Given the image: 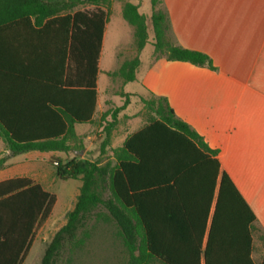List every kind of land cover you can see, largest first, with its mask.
I'll return each mask as SVG.
<instances>
[{"label":"trees","instance_id":"1","mask_svg":"<svg viewBox=\"0 0 264 264\" xmlns=\"http://www.w3.org/2000/svg\"><path fill=\"white\" fill-rule=\"evenodd\" d=\"M112 1L0 0V26L25 20L30 24V18L35 26L43 23L54 52L53 73L27 80L43 88L31 104H0V137L8 150L0 157V169L6 157L29 150H83L74 124L92 121L98 58ZM117 1L122 18L132 26L135 54L108 75L126 83L135 79L139 52L148 40L147 17L132 0ZM149 1L153 55L213 68L207 54L167 38L169 20L159 8L162 0ZM85 4L92 7L78 8ZM150 95L142 99L152 117L111 149V159L101 163L73 156L56 165L60 179L79 178L81 185L39 264H72L69 253L89 237L92 218L114 223L129 264H254L255 215L220 169L217 150L175 115L165 97ZM114 125L112 118L104 126L100 151L109 144ZM54 199L28 176L0 180V264L21 263Z\"/></svg>","mask_w":264,"mask_h":264},{"label":"crops","instance_id":"2","mask_svg":"<svg viewBox=\"0 0 264 264\" xmlns=\"http://www.w3.org/2000/svg\"><path fill=\"white\" fill-rule=\"evenodd\" d=\"M132 2L137 4L135 0ZM117 3L121 11V4ZM159 8L168 16L167 38L175 45L207 54L213 68L170 60L164 54L155 56L153 49L142 60L140 51L134 79L138 85L136 92L165 97L175 115L217 150L220 169L229 175L255 215L251 226V258L254 264H260L264 259V0H162ZM111 12L104 24L98 71ZM141 13L149 17L151 11ZM29 21L30 24L25 20L0 26V104L28 106L43 88L30 86L27 80L43 79L44 73L54 71L49 34L43 32V23L35 26L31 18ZM120 48L116 50L115 65L105 69L107 75L125 58L119 53ZM100 94L96 78L92 121L74 124L83 150L70 158L99 159L103 163L111 159L113 147L121 145L130 133L141 127L115 141L111 134L104 151L109 157L99 158L100 148H95L99 134L92 132L91 124L101 105ZM79 124L90 126L78 130ZM126 127L121 128V133ZM5 150L0 137V152ZM41 152L44 151L29 150L20 154ZM1 170L0 180L17 176ZM260 246L261 257H254V250Z\"/></svg>","mask_w":264,"mask_h":264},{"label":"rangeland","instance_id":"3","mask_svg":"<svg viewBox=\"0 0 264 264\" xmlns=\"http://www.w3.org/2000/svg\"><path fill=\"white\" fill-rule=\"evenodd\" d=\"M133 1V0H132ZM141 12L150 13L149 0H135ZM121 4L120 1H118ZM89 4L80 5L78 8H91ZM112 9V12H111ZM109 20L105 34L104 46L100 59V70L97 79L100 87L101 105L97 111L95 121L91 124L92 132L97 135L96 147L105 137L104 126L112 118L115 125L112 129L113 140H119L124 133L133 131L145 124L151 117L150 111L145 107L142 98H151L147 92L138 93L136 81L124 83L118 76H108L105 73L107 67H113L116 62V50L121 47L119 53L123 57H132L135 54L132 44L131 26L122 18L120 6L113 0L109 7ZM147 17L148 40L140 52L142 60L149 57L153 49L151 43V27ZM120 106H123L120 108ZM88 124H79L77 129L88 128ZM127 126L121 133V128ZM97 155L99 158L109 157L104 154L105 146ZM7 150L0 152V157L6 155ZM76 153L75 149L67 152H50L17 154L6 157L2 166V172L8 171L11 175L20 176L27 174L29 178L39 183L44 189L54 195L49 215L40 221L34 229L32 240L20 264H39L45 245L50 241L55 231L66 222L67 212L73 208L76 201L78 188L81 185L79 178L60 179L56 173V165L59 161H65ZM111 156V154H110ZM110 159V158H108ZM107 159V160H108ZM99 160V159H98ZM57 161V163H54ZM7 172V174H8ZM105 195V192H103ZM89 237L78 249L69 253L72 264H129L128 254L118 236L117 229L112 221H103L92 218L88 223ZM262 247L254 250V257H261ZM148 264H160L153 261Z\"/></svg>","mask_w":264,"mask_h":264},{"label":"water","instance_id":"4","mask_svg":"<svg viewBox=\"0 0 264 264\" xmlns=\"http://www.w3.org/2000/svg\"><path fill=\"white\" fill-rule=\"evenodd\" d=\"M54 163H57V161H55Z\"/></svg>","mask_w":264,"mask_h":264}]
</instances>
